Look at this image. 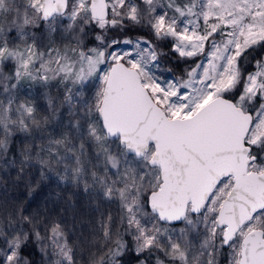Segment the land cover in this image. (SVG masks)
<instances>
[{
	"label": "snow or ice",
	"instance_id": "6c2138e0",
	"mask_svg": "<svg viewBox=\"0 0 264 264\" xmlns=\"http://www.w3.org/2000/svg\"><path fill=\"white\" fill-rule=\"evenodd\" d=\"M41 22L64 27L62 49L40 50ZM165 45L202 58L171 79ZM22 78L63 94L38 108ZM69 212L88 227L70 233ZM37 250L39 264H264V0H0V264Z\"/></svg>",
	"mask_w": 264,
	"mask_h": 264
},
{
	"label": "rangeland",
	"instance_id": "374dc122",
	"mask_svg": "<svg viewBox=\"0 0 264 264\" xmlns=\"http://www.w3.org/2000/svg\"><path fill=\"white\" fill-rule=\"evenodd\" d=\"M65 26H66V22H65ZM31 31L35 34L36 40L40 46V50L41 51H51L52 48H63V45L65 43V41H63L61 39V34L63 35H67L66 33H64V27H59L57 29L56 32L54 33H49L47 25L44 22H41L40 26L31 29ZM135 39V37L133 38ZM53 41V43L51 44V46L49 45V41ZM121 49H118V51ZM207 50V48H206ZM55 55V53L53 52V56ZM202 57H196V60L201 59ZM52 68H55L56 65L52 64L51 65ZM165 67L161 64V71H163ZM255 71V63L253 64V67L251 70H249L248 72H254ZM49 75H51V73H49ZM164 75L168 76L171 79H179L180 77H175L174 75H172L170 72H164ZM53 82H57L58 84V80L57 79H53L51 80L50 83ZM59 85V84H58ZM71 86V85H70ZM98 84H89L87 85V91L85 93V97L88 99H91L92 95L95 92L96 87H98ZM49 84L48 85H44L43 82L41 81H31L28 80L27 78H22L20 81V99L21 100H33L34 103H36L38 108L41 107H46V100H45V95H52V96H56V95H62L63 94V87L60 86L61 88V92H57L55 90L54 91H50L48 89ZM73 90L75 91V87L76 86H72ZM61 112L64 115V120L65 122L68 121L69 117L67 115V110L66 109H61ZM37 206H35L36 208ZM34 208V209H35ZM67 230L70 233H76L79 234V228L78 225L75 223V227H73V222H67ZM73 237L70 236V241L72 240ZM79 264H85L82 261H79Z\"/></svg>",
	"mask_w": 264,
	"mask_h": 264
},
{
	"label": "trees",
	"instance_id": "16d2710c",
	"mask_svg": "<svg viewBox=\"0 0 264 264\" xmlns=\"http://www.w3.org/2000/svg\"><path fill=\"white\" fill-rule=\"evenodd\" d=\"M129 35L132 38H134L137 35L148 36L149 33H148L147 29L137 28L133 32H130ZM163 51H164L165 55L161 57V64L165 68L170 69L171 71H169V72L172 75H174L175 77L186 76V71L190 68V66L193 65L194 60H196V58H189L187 60H182L176 56L169 55L170 49L168 48L167 45H165L163 47ZM253 64H254V61H252L251 58H249V62L244 64V71L248 72L249 70H251L253 67ZM9 67L14 73V67H12L11 65ZM6 71H7V69H6ZM58 88H59V91H58ZM48 89L50 91H54V93H55V90L57 92L62 91L60 86L57 84V82L49 83ZM60 188H64V185L61 184ZM58 191H60V189L56 188L54 181L46 182L44 185L41 186L40 189H38L33 194L34 202H32V208L34 209L35 206H38V205L42 206L46 199H48L49 197H54L56 192H58ZM16 195L23 198L26 195V193L21 189L16 193ZM61 195H63V193H61ZM54 203H56V202L54 201ZM52 206H53L52 204H49V208H51ZM60 206L63 207L62 205H60ZM73 215L74 214L71 212H69L67 214V216L65 217L66 223L67 222H73ZM76 224L78 225L79 231L81 230V228H87L88 227L87 223L85 221H81L79 218L76 220ZM123 259L125 260V264H134V258L131 255L125 256ZM39 260H40V255H39V252L37 250V255H36L37 264H39ZM80 261L85 263L86 257L84 258V260H80Z\"/></svg>",
	"mask_w": 264,
	"mask_h": 264
}]
</instances>
